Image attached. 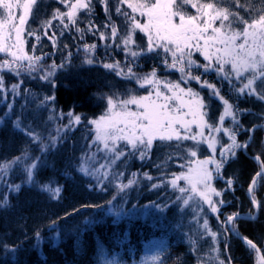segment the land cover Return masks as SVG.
Segmentation results:
<instances>
[{
	"label": "snow or ice",
	"instance_id": "obj_1",
	"mask_svg": "<svg viewBox=\"0 0 264 264\" xmlns=\"http://www.w3.org/2000/svg\"><path fill=\"white\" fill-rule=\"evenodd\" d=\"M40 3L42 0H0V106L7 108L0 115V127L6 120H11L13 130L27 136L41 153L33 156L26 147L20 155L0 160V187L7 189L0 197V210L13 208L9 194H18L23 185L47 193L50 199L61 198L62 185L53 186L51 180L40 183L36 174L45 163V154L62 143L66 134L82 123V117L72 110L57 114L54 94L38 99L30 89L22 90V86L27 78L43 80L56 87L52 78L58 71L71 66L73 55L70 50L65 54L69 46L63 44L61 47V38L65 32L74 29L80 40H85L88 34L96 36L103 42L106 52L122 51L123 61L113 59L99 63L122 80L134 82L136 87L102 94L101 98L106 102L104 110L87 120V125L91 126L88 151L82 153L75 170L89 178V188L101 192L114 188L115 191L105 204L81 205V208L104 211L100 216L86 217L83 226H75L71 231L79 239L86 228H92L104 216H111L114 225L135 216V204L130 209L125 208L128 193L148 181L151 182L150 191L169 187L177 193L174 200L150 201L149 205L141 207H151L163 214L170 204L176 206L181 214L177 229L184 226L183 218L189 217V228L183 235L196 264H233L229 253L230 235L240 239L254 254V264H264V247L242 236L237 228L240 212H221L230 203L223 198L224 194L234 191L235 183L233 177L225 179V165L236 158L238 150L247 153L252 134L264 128V123L245 128L240 122L244 114L264 120V111L252 113L251 109L239 107V100L246 97L264 103V0H57L65 10L55 8L49 18L41 19L39 26L34 28L29 21L36 18ZM97 4L102 6L105 15L100 24L94 20ZM54 21L58 23L54 24ZM138 33L142 38L138 39ZM42 38H47L53 52H43ZM31 40L34 42L30 43ZM97 47L95 42L82 45L85 54L82 64L98 62L94 59ZM57 52L61 54L60 62L53 59L46 63ZM142 59L158 60L159 65L154 64L148 72L138 71ZM160 66L165 73H178V78L161 76L158 74ZM213 74L215 82L209 79ZM9 75L15 77V81H8ZM192 82L200 89L208 90L207 99L200 90L192 87ZM225 84L227 92L222 91ZM9 96L11 102H8ZM17 97L25 100L19 114L14 112ZM213 99L221 105L215 120L209 116ZM32 103L35 104L33 119L47 111V120L43 123H57L54 134L50 131L45 138L33 127L32 121L25 124L24 113ZM13 115H16L15 119H12ZM65 117L67 123H59ZM241 132L249 134L243 142L237 139ZM223 137H227V142ZM185 141H191V145H185ZM154 145L176 149L166 153L163 161L154 165L159 176L131 172L125 182L128 161L150 159ZM202 146L210 153L203 158L200 157ZM174 157L183 161L178 164L181 171L169 173L166 169ZM251 158L258 170L252 176L247 192L258 212L262 205L255 193L264 182V152ZM13 173L23 175L21 183L9 181L8 177ZM65 175L70 173L66 171ZM218 179L225 182V187L219 190L214 185ZM79 210L73 209L72 213L66 212L64 217L51 222L53 247L62 240V229L57 227L59 220ZM209 215L216 218L215 230L210 226ZM245 218L255 220L256 215L250 211ZM35 238L37 244L44 240L39 230ZM154 247L158 251L144 257L140 264H167V245L161 241ZM0 248L16 252L19 245L2 244ZM98 255L100 264H123L118 254L110 256L102 244L98 245Z\"/></svg>",
	"mask_w": 264,
	"mask_h": 264
},
{
	"label": "trees",
	"instance_id": "obj_2",
	"mask_svg": "<svg viewBox=\"0 0 264 264\" xmlns=\"http://www.w3.org/2000/svg\"><path fill=\"white\" fill-rule=\"evenodd\" d=\"M39 12L35 19L30 20L32 27H38L41 19L51 16L55 8L65 10L63 5L57 3V0H42L38 4ZM96 16L94 20L100 24L105 20L102 6L96 5ZM83 15V14H82ZM114 19H117L115 16ZM58 23L54 21V24ZM81 27H84L81 24ZM73 37H76L75 39ZM138 39L142 34H137ZM34 42L31 40L30 43ZM95 42L98 47L95 57L98 62L93 65L82 64L84 52L82 45ZM141 42H143L141 40ZM44 45L43 52L51 53L53 49L47 38H42ZM67 44L69 47L66 51H71L72 63L67 70L58 71L52 78L56 87L53 88L51 83L39 79H25L23 88H28L36 97L55 95L54 106L57 114L60 111L67 113L69 110L80 114L82 123L75 126L74 129L66 134V139L57 147L49 151L44 156L45 163L39 168L36 179L40 183H46L49 180L54 181V185H62L63 191L59 200L50 199L47 193L40 192L35 187L23 185L18 194H9V199L13 208L11 210H0V245L9 246L19 245L16 252H10L0 248V264H100L98 255V245L102 244L104 249L111 256L118 254L123 264H140L141 260L150 255H154L158 249L154 245L163 241L167 245V264H196V258L189 251V245L183 233L188 231V219L183 218V227L176 228L177 223L181 221V214L176 206L171 205L168 210L161 214L154 208H143L142 205H149L150 201L174 200L175 193L169 188L158 190H149L151 182L143 181L142 184L128 193V203L126 209L132 205L137 208L135 216L122 219L119 224L112 223L111 216H104L99 223L92 228H86L79 239L71 231L75 226H83L84 220L89 216H100L104 210L95 208H81V205L87 204H105L114 194L115 189L109 188L106 192L93 190L88 187L89 178L83 176L75 170V165L79 163L82 153L88 151L87 145L90 140L87 120L99 116L106 106V102L101 98L104 93H111L113 90L124 91L127 87H136L134 82L124 81L117 77L115 73L104 69L99 61L112 62L115 60H124V53L120 50L105 51L103 42L99 41L96 36L88 34L85 40H80L73 29L71 32H65L61 38V47ZM30 46V45H29ZM37 54H40L38 49ZM55 59L57 63L61 60V54L57 52L51 56L46 63H51ZM155 65H159L158 60L142 59L141 67L138 71L148 72ZM158 74L170 75V78L177 79L178 73H165L162 66L158 68ZM8 81H15V77L9 75ZM215 82L214 74L209 77ZM219 86V85H218ZM192 87L201 91V94L207 99L208 90L200 89L199 85L192 82ZM143 90H141L142 92ZM227 92V84L222 90ZM8 102H11L9 96ZM25 100L21 97L16 98L14 105L15 114L21 112V104ZM209 108V116L215 120L218 118L221 105L213 99ZM241 109H251L252 113L264 111V103L256 101L254 97L239 100ZM35 104L29 105L28 110L24 113V122L27 124L32 121L33 127L43 133L45 138L50 131L57 127L56 122L43 121L47 120L48 112L43 111L38 119H33L32 109ZM7 110L6 105L0 106V115ZM13 115L12 119H15ZM240 122L245 128H251L254 124L264 123L260 117L253 114H244L240 117ZM59 123H62L59 122ZM54 134V131H53ZM247 132H241L237 139L241 142L248 139ZM253 140L247 153L244 150H238L236 158L230 160L223 169V175L226 178L233 177L235 183L234 191H228L224 197L230 203L226 204L221 212L230 214L239 211L242 215H248L251 211L255 214V209L246 196L247 186L252 176L258 170L256 163L251 158L257 153L264 152L262 142H264V128L256 130L253 134ZM224 142H227L223 137ZM185 145H191V141H185ZM159 142H157V145ZM28 148L33 156L41 155L39 148L23 133L13 130L11 120H6L5 125L0 127V160L12 158L21 154L24 148ZM176 151L174 147L154 145L150 159L141 161L131 159L127 163L125 172V182L131 172H149L154 177L159 176V170L154 166L159 164L165 158L166 153ZM219 152V149H218ZM206 146H202L200 157L209 155ZM183 161L179 157H174L169 161L167 172H179L181 169L178 164ZM70 175H65V172ZM10 182L21 183L24 179L22 174L13 173L8 177ZM93 183H95L93 181ZM215 187L219 190L225 187L223 179L214 181ZM7 189L0 187V197ZM256 198L261 201V208L255 220H238L237 228L242 236H247L264 247V182L256 189ZM73 209H80L66 219H60L57 227L62 229V240L58 246L53 247L50 237L54 230L49 227L52 221L58 217H64L66 212L72 213ZM145 209L147 211H145ZM148 212L144 216L142 213ZM209 223L213 230L216 229L217 221L214 215H209ZM223 218V216L221 217ZM41 232L44 238L42 243L37 244L35 238L36 231ZM229 253L232 257L233 264H254V254L250 253L246 245L236 237L229 236ZM206 247V245H204ZM223 253V242L220 244ZM180 257L181 260H177ZM227 258V257H223Z\"/></svg>",
	"mask_w": 264,
	"mask_h": 264
},
{
	"label": "water",
	"instance_id": "obj_3",
	"mask_svg": "<svg viewBox=\"0 0 264 264\" xmlns=\"http://www.w3.org/2000/svg\"><path fill=\"white\" fill-rule=\"evenodd\" d=\"M250 183V182H249ZM249 186V185H248ZM247 189H248V187H247ZM246 196H247V198H248V200L250 201V203H251V200H250V198H249V194H248V192L246 191ZM252 204V203H251ZM253 206V205H252ZM255 209V208H254ZM255 215H256V218H257V216H258V212L256 211V209H255ZM246 216H241V219H243V220H250V219H247V218H245Z\"/></svg>",
	"mask_w": 264,
	"mask_h": 264
},
{
	"label": "rangeland",
	"instance_id": "obj_4",
	"mask_svg": "<svg viewBox=\"0 0 264 264\" xmlns=\"http://www.w3.org/2000/svg\"><path fill=\"white\" fill-rule=\"evenodd\" d=\"M63 124H66L67 123V117H65V119L62 121ZM228 123V121H226V124ZM225 139L227 140V137H225ZM219 158V157H218ZM181 184H183V181H181ZM177 195V193H175V196ZM206 207V206H205ZM148 210V209H147ZM145 209V211H147ZM149 256V255H148ZM151 256V255H150Z\"/></svg>",
	"mask_w": 264,
	"mask_h": 264
},
{
	"label": "bare ground",
	"instance_id": "obj_5",
	"mask_svg": "<svg viewBox=\"0 0 264 264\" xmlns=\"http://www.w3.org/2000/svg\"><path fill=\"white\" fill-rule=\"evenodd\" d=\"M248 187V186H247ZM247 191V190H246ZM241 216H246V215H242V214H240ZM243 220V219H242Z\"/></svg>",
	"mask_w": 264,
	"mask_h": 264
},
{
	"label": "flooded vegetation",
	"instance_id": "obj_6",
	"mask_svg": "<svg viewBox=\"0 0 264 264\" xmlns=\"http://www.w3.org/2000/svg\"><path fill=\"white\" fill-rule=\"evenodd\" d=\"M258 213H259V211H258Z\"/></svg>",
	"mask_w": 264,
	"mask_h": 264
}]
</instances>
